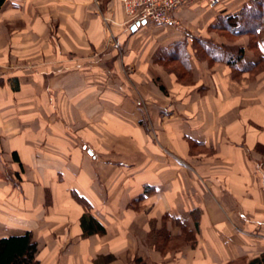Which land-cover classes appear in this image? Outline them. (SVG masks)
Wrapping results in <instances>:
<instances>
[{"label": "crops", "instance_id": "obj_1", "mask_svg": "<svg viewBox=\"0 0 264 264\" xmlns=\"http://www.w3.org/2000/svg\"><path fill=\"white\" fill-rule=\"evenodd\" d=\"M252 1L189 0L165 25L117 0H0V237L31 232L41 264H264V76L235 80L189 41V85L153 61L228 43L210 25ZM247 35L257 63L264 34ZM184 232L193 245L158 250Z\"/></svg>", "mask_w": 264, "mask_h": 264}, {"label": "trees", "instance_id": "obj_2", "mask_svg": "<svg viewBox=\"0 0 264 264\" xmlns=\"http://www.w3.org/2000/svg\"><path fill=\"white\" fill-rule=\"evenodd\" d=\"M210 28L222 33L227 32L233 36L246 33L251 36V44L257 43V36L264 34V0H253L249 5H245L238 12L220 17L217 22L210 25ZM190 39L193 55L196 59L199 60L200 56H202L201 58L208 63L224 62L231 68L233 72L231 74L233 76L234 71H246L264 62V57H260L257 63H246L243 60L244 48L242 46L225 49L222 46L207 41L208 39L206 38L191 36ZM186 47V40L174 42L168 47L160 48L155 51L153 61L181 62L190 74L191 56L187 52ZM170 71L175 73L177 78L180 79L182 77L180 74L181 71L179 72L175 68H171ZM256 150L264 155V143L258 144ZM81 225L83 226L85 234L95 231L101 232L103 230L100 224V226L97 225V223L89 217L86 220V216L84 215L81 217ZM184 233L185 235L188 234V232ZM187 240H191V244L193 245V235ZM37 250V245L29 231L20 235L0 237V264H41L36 258Z\"/></svg>", "mask_w": 264, "mask_h": 264}, {"label": "rangeland", "instance_id": "obj_3", "mask_svg": "<svg viewBox=\"0 0 264 264\" xmlns=\"http://www.w3.org/2000/svg\"><path fill=\"white\" fill-rule=\"evenodd\" d=\"M152 23V22H151ZM214 32H215V34H218V35H220V36H223L225 39H226V41H228V43L227 42H224V39H219V38H215L216 36H210V37H208V38H206V39H208L207 41H209V42H211V43H214V44H216V45H219V46H222L223 48H225V49H229V48H233V47H237V46H240L238 43H237V40L240 38V36H242V34H239V35H237V36H233L232 34H229V33H222V32H220V31H215V30H213ZM246 34V33H245ZM248 37H249V39H250V35L248 34L247 35ZM202 38V37H201ZM189 41V44H190V46H191V39H188L187 40V42ZM251 42V41H250ZM186 49H187V47H186ZM191 50H192V48H191ZM193 52V51H192ZM194 56V55H193ZM202 56H200V59H199V61H201V62H203V61H205L206 63H208L206 60H204V59H202L201 58ZM120 58H122V56H120ZM194 58H195V56H194ZM164 60V59H163ZM162 60V61H163ZM198 60V59H197ZM156 64H158L160 67H162L165 71H168L169 73H172V74H174L175 75V78H176V80L178 81V82H180V83H182V84H185V85H189L190 83H192L191 81H192V78H191V76H190V74H189V72H188V70L186 69V67H184V65L181 63V62H178V61H163V62H156V61H154ZM215 63H222V64H225L224 62H215ZM104 64H106V63H104ZM208 64H210V63H208ZM171 68H175V69H177L179 72H180V74L182 75V77L179 79V78H177V75L175 74V73H173V72H171L170 71V69ZM230 70H231V68H230ZM244 72H246L247 73V79H248V81L249 82H255V80H257L258 78H260L261 76H264V62H262V63H260L259 65H256V66H254V67H252V68H249L248 70H246V71H240V72H237V71H234V75L235 76H233L232 74H231V76H232V78L233 79H235V80H239L240 79V77H241V75L244 73ZM105 73V76H106V79H107V77L110 75V74H113V73H110V71L109 72H107L106 73V71L104 72ZM231 73H233L232 72V70H231ZM108 74V75H107ZM124 75L125 76H127V73H124ZM111 88V87H110ZM127 90V91H129V93H131V95H132V93H133V95H134V97H137V99H135L136 101H135V103L134 104H132L131 106L132 107H135V109L136 110H139V111H143V108H144V104H143V102L141 101V96H140V94H139V89L138 88H131V90L130 89H127V88H117L116 90L118 91V90ZM108 90L109 89H107V88H105V91H107L108 92ZM124 90V91H125ZM110 91H111V89H110ZM166 92V91H165ZM164 92V93H165ZM105 94H107V93H105ZM125 95H128L127 94V92L125 91ZM64 106H67V105H64ZM113 106H115V105H113V104H111V103H108L107 101H105V103H104V107H105V110H112V107ZM158 106V105H157ZM155 109H157V108H155ZM105 133V132H104ZM104 138H106L105 140H104V144L106 145V144H109V143H113L112 141H113V138H111L109 135H107L106 133L104 134ZM200 150L202 149V148H199ZM203 150V149H202ZM123 155H128L127 153H124ZM189 235L187 234V235H185V233H181L178 237H174V238H172V239H164V238H159V245H158V250H160V252L162 253V254H171L172 255V253L174 254L175 252H177L178 250H180L181 249V247H183L184 245H186L187 243H189V240H187L189 237H188Z\"/></svg>", "mask_w": 264, "mask_h": 264}, {"label": "built area", "instance_id": "obj_4", "mask_svg": "<svg viewBox=\"0 0 264 264\" xmlns=\"http://www.w3.org/2000/svg\"><path fill=\"white\" fill-rule=\"evenodd\" d=\"M130 19H143L152 23L172 25L176 23L174 11L189 0H117ZM209 6L219 0H206Z\"/></svg>", "mask_w": 264, "mask_h": 264}]
</instances>
